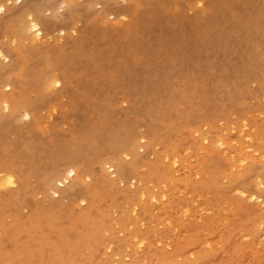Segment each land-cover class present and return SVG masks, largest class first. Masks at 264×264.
<instances>
[{
  "label": "rangeland",
  "instance_id": "obj_1",
  "mask_svg": "<svg viewBox=\"0 0 264 264\" xmlns=\"http://www.w3.org/2000/svg\"><path fill=\"white\" fill-rule=\"evenodd\" d=\"M23 1L29 2L32 8L41 7L42 12L46 11L40 16L43 18V25L48 35L38 41H33L32 37L29 39L30 35L23 38L21 26L26 20L23 15L28 11L20 9V2L16 4L11 1L6 2L8 9L17 11L10 20L6 14L0 13V47L9 57L8 60L0 59V96L10 95L12 99L17 98L15 101L17 105H22V100H26L27 105L33 104L31 114L32 116L36 114V121L16 120L15 116L10 117L11 110H0V118H2L0 121V181L2 183H0L1 185L3 182L5 183V176L7 177L9 171L13 170L12 167H17V171L22 169L25 172L24 176L19 175L21 178H17V183L12 187L6 184L0 186V264L11 262L12 264H22L13 259L14 255L16 257L18 255L16 247L12 244L13 241L10 243L9 240L10 235H16V230L23 227L27 231L22 232L24 237L18 244L19 250L26 249L27 246H24L25 238L30 235L28 232L36 233L32 232L34 236L30 237L36 244L40 242V239H43L42 228L47 227L43 218L42 224H39L38 228L29 229L31 226L29 219L40 210L44 212L43 214L52 215L58 205H62L59 210L61 220H67L68 216H73L78 220H87L86 223H93L90 218H87L86 211L89 202L91 203L93 192L88 195L90 197L86 199V204L79 198L82 195V188L76 189V200H60V197L53 192L52 194H50L51 192L44 193L46 192V185L43 184L45 182L40 181L41 187L36 184L32 174L29 175L30 168L27 167L37 166L33 162H40L45 164L43 166L47 167L48 173L50 166L56 160L59 161L66 156L67 151L70 149H73V152L76 151V148L72 146L74 141L93 140L96 137L95 133L98 134L101 131L105 122L113 130H117L118 126L126 123L130 116V105L124 101L123 92L114 89L115 85L124 82L127 77H131L130 91L134 95H138L152 88L157 80L163 79L164 82H167L168 78L164 74L168 72L172 62L182 65L191 57L199 62L204 60L216 65L219 62H231L239 66L243 61L248 62L249 51L247 48H243L246 45L241 44L244 32L243 24L238 23L236 15H252L261 8L264 16V0H137L138 3L133 8L130 7L129 0H112L108 11H106L103 0H73L74 4L71 7L66 0ZM138 7L139 10H137ZM104 11L106 12L104 13ZM58 21L73 23L76 32L72 31L70 27V30H67L65 34L60 33L57 27ZM132 30H134V37L140 40V49L146 50L150 55L149 64L145 69L131 64L128 59L121 60L119 63L120 60H117L110 51V46L114 43L112 41H118L119 35L121 42H115L116 48L121 52H126V46L131 44L128 32ZM260 40H264V29L262 31L256 29L252 33V42L258 43ZM144 47L146 49H143ZM158 50L161 54L158 53ZM258 58L260 62H264V54L260 53ZM117 62L119 66L115 68L114 65ZM112 71L116 73L114 78L109 76ZM126 75L127 77H125ZM57 77L63 79L58 87L47 81ZM255 87L256 83L250 80L249 88L254 89ZM258 101L259 104H256L255 99H249V112L252 115L246 116L247 120H243L244 118L240 114L238 116L233 114L223 121H217L216 126L214 125L216 135H222L229 144L239 146V149L232 148L235 149L230 156L234 157L233 159L225 156L222 150L220 151L216 147L212 150V155L214 154L216 159L226 165V171L220 172V175L217 176L219 180L214 185L220 191L222 198L217 199L214 206L210 205V209L207 210L204 203L194 202L193 200L196 199L191 195L185 196L182 193L180 194L182 207L179 209L178 202L176 207L169 210L170 221L166 219L162 222V215L157 212H153L154 214L148 212L147 214L143 212L142 208L132 211L134 205L130 208V215L122 212L120 207L124 206V203L126 205V201L124 202L119 197L117 200V204L120 203L118 204L119 209L117 208L118 215L110 216L108 222L110 231L103 235V242L106 244L97 247L101 251L95 249L99 252L98 255L107 259V264H144L149 255L160 256L166 264H202V261L204 264H264L263 237L256 238L254 244L249 237H241L246 234L243 228H236L232 238L229 237L228 232V218L233 213H237L235 217L239 224L248 223L247 229H252V225L256 226L258 222L263 221L259 232H264V210L254 206L255 202H249L246 198L238 196L237 193L230 192L227 186H223L232 177L242 172L244 168L238 167L237 161L243 159V156L252 157V155L264 154V97ZM101 106L107 108L109 112L107 119L104 123L95 124L97 131L92 132V129H95L93 121L97 118L98 109ZM27 110L22 109V112L25 113ZM207 127L202 126L200 129L203 132H200L202 136L206 137L207 135V141L205 140V146H201L202 150H199L200 158L198 160L199 166L209 173L210 168L207 166L209 164L203 163L201 160L204 155L201 151L209 153L211 147L209 145L210 128ZM242 135L250 136L252 140H243L240 137ZM171 138L173 139L174 135ZM162 142L165 143L163 138L160 143H157V155L162 153L165 147ZM100 146L96 150L100 148L102 150L100 149L101 152L99 150L96 155L102 153L103 156L112 148V145L103 144V142ZM140 151L142 152L141 159H146L151 163L155 162L160 167H167L175 182L188 179L191 185H198L207 178L203 174L196 175L197 169H191L190 173L184 172L180 164H177L175 169H171L169 159L164 156L156 162L157 156L149 157L147 152L144 155L142 148L138 152ZM180 153L179 160L196 163L191 155L192 152L185 151V147ZM47 155L48 157H46ZM80 155L78 161L82 164L80 167L84 168L83 164L86 163L93 173H97V175L101 173V167L96 163L97 159H91L86 152ZM122 158H127L125 161L133 159L131 156H122ZM252 161H259V158ZM110 172L106 173L108 176H113L115 171L112 168ZM141 176L145 178L148 186L150 185L149 190L155 198L152 202L151 199L138 200L139 207L159 210L162 205L158 199L159 194L163 191L169 198L171 197V188L159 182L161 176L156 180L148 178L149 171L146 167L141 169ZM92 181L89 180L85 183L90 185L93 184ZM259 181L255 180L254 185L261 192L264 190V185ZM67 184L68 181L63 186H59L63 189ZM134 184L135 186L132 182L130 187L118 184V191L127 190L132 196L141 185ZM91 186L86 185L87 188ZM20 188L24 190H20ZM181 189L184 188L181 187ZM18 191H23L22 195L26 193L24 195L25 204L28 201L29 203L18 209L16 207V210L14 206L10 209L11 206L8 205L11 202L10 197L17 195ZM226 191L228 192L226 193ZM108 192L104 191L103 194ZM21 197L23 198V196ZM77 198L79 199L77 200ZM208 198H210V194ZM170 199L172 200V198ZM211 199L214 200V197ZM97 206V216L99 217L103 213L101 212L103 208L100 206L107 210V203L101 199ZM185 207L189 210L188 215L182 216L181 213ZM7 209L11 211H7ZM243 210L254 211L255 215H245L244 212H241ZM121 213L125 214V221L122 223L124 228L118 223L122 217ZM136 237L141 241L144 240L142 248H137L134 245ZM110 240L117 241L111 243ZM118 240L122 242L119 243ZM80 246L86 250L82 245ZM27 252L29 253V251ZM32 252L34 250L29 254L34 257L30 258L29 264H43L38 256L39 252L36 251L37 253L33 254ZM215 255H220L221 258L216 259ZM4 256L11 257L3 259ZM257 256H263L259 263H256ZM99 261L96 258L92 260L93 264H99Z\"/></svg>",
  "mask_w": 264,
  "mask_h": 264
},
{
  "label": "bare ground",
  "instance_id": "obj_2",
  "mask_svg": "<svg viewBox=\"0 0 264 264\" xmlns=\"http://www.w3.org/2000/svg\"><path fill=\"white\" fill-rule=\"evenodd\" d=\"M7 1H11L15 4L17 2L16 0H2V2L0 0V7L4 8V11L0 13L6 14L10 20L17 10L8 9L6 7ZM66 1L70 7L73 6V0ZM111 1L112 0H103V4L106 6V11H108V6ZM129 1L131 8L138 3L137 0ZM19 2L21 3L20 9H27L28 11L23 15L26 20L21 26V36L26 38V36L30 35L29 39L32 37L33 41L45 38V35L47 36L48 34L45 26L43 25V18L40 15L46 11L42 12L41 7L32 8L29 2H24L23 0H19ZM137 10H139V7ZM261 10L262 9L259 8L256 13L248 16H244L242 14L236 15L238 23L243 24L242 26L244 32L242 33L243 36L241 44L246 45L243 48H247L249 51L250 59L248 62L243 61L239 66L231 62H219L216 65L204 60L199 62L194 57L187 59L185 63H182V65L172 62L169 65L168 72L164 74L168 78L167 82H164L163 79L157 80V83L152 88L147 89L138 95H134L130 91L131 77H127L126 75L125 77L127 78L125 81L115 85L114 89L115 91L121 90L123 92L124 101L130 105V116L126 123L118 126L116 128L117 130H113L111 127L106 125L105 122L109 112L107 108L101 106L98 109L97 118L93 121L95 122L93 124L95 129H92V132L97 131V126L95 124H98L99 122H105V124L98 134L95 133L96 137L93 140H89L88 142L83 139L74 141L72 146L73 148H76V151L73 152V149L67 151L66 156L62 157L59 161L56 160L57 162L55 161L53 165L50 166L48 173L46 171L47 167L45 168L43 166L45 164L40 162H33L37 165H33L35 167H27L28 169L30 168L29 175L32 174L36 184L40 186V181L45 182L43 183L46 185V192L44 193L51 192L50 194H52L53 192L55 195L60 197V200L71 199V201H73L76 198V189L82 188V195H80L79 198H81V200L85 202L84 204H86V199L90 197L88 195L93 192L91 203L89 202V205L86 207L87 218H90L93 223H86L85 221L87 220H78L73 216H68L67 220H61L59 210L62 205H58L57 210L53 212L52 215H48L46 212V214H43L44 212L40 210V212H37L34 216L32 215L33 217L29 219L31 225L29 229L34 230L35 228H38L39 224H42L41 220L44 219L43 221H45V226L47 227L42 228L43 225L41 226L44 236L43 239H40V242L38 241L39 243L36 244L35 241L33 242L30 239L31 235L35 232H28L30 235L25 238L26 240L24 239L26 242V244L24 242V247H27L26 249L23 248V250H19L20 247L18 244L24 237L22 232L27 231H25L23 227L16 230V235H10L9 238L10 243L13 241L12 244L16 247V254L18 255V257L14 255L13 259L21 262L22 264H29V260L33 256L29 253L34 250V252H39L38 256L43 264H93L92 260L94 258H96V260H100L99 264L100 262L101 264H107V259L98 255L99 252L95 249L106 244L103 242V235L110 231L108 223L110 216H114L115 214L118 215L117 208L120 203L117 204V200L119 197L124 200V202L126 201V205L124 203V206L120 207V209L123 210L122 212L129 214L131 206L134 205L133 210L131 209L132 211H137V209L140 210L142 208L143 212H146L147 214L148 212L150 214L157 212L162 215V222L166 219L170 221L171 218L169 217V210L171 211L173 207H176L178 202L179 209L182 207V201L180 199V194L182 193L185 196H187V194L191 195V197L196 199L193 200L194 202L204 203L207 206L205 207L207 210L210 209V205L214 206L217 199L222 198L220 191H218L214 185H216L219 180L217 176L220 175V172L223 173L226 171V165L222 161L216 159L214 154L212 155V150L216 147L220 151L222 150L225 156L230 157L235 149H239V146L236 147V145L229 144L225 141V138L222 135H216L215 126L217 121H223L225 118L233 114L237 116L240 114L243 116V120H247L246 116L250 117V115H252L249 112V99H255L257 101L256 104H259L258 100H260L261 97H264V62H260L258 58L260 53L261 55L264 54V40H260L258 43H255L254 41L252 42V33L254 30L258 29L259 31H262L264 29V16ZM106 11H104V13ZM29 17H31V19H29ZM72 24L73 23L68 24L67 22L58 21V31L65 34L71 27V30L76 32V27ZM33 25L36 26L35 30L33 29ZM5 30L7 31V29ZM133 32L134 30L128 32L131 37V44L126 46V52H121L116 48L117 44L115 42H121L119 35L117 37V39H119L118 41H112L114 43L111 44L110 51L117 58V60H120L119 63L121 60L128 59L131 64L145 69L149 64L150 55L146 52V50L140 49V40L137 37H134L135 34ZM143 49H146V47ZM158 53L161 54L159 50ZM8 58L7 54L5 55L3 49L0 47V59L8 60ZM119 63L117 62L114 67L117 68ZM115 75V71L109 73L111 78H114ZM61 80H63L61 77H57L53 80L49 79L47 81L51 84L58 85ZM250 80L256 83V87L254 89L249 88ZM16 99L17 98L12 99V96L10 95L0 96V110H11L10 117L15 116L16 120L25 119V116H27L26 120H35L36 114L33 116L31 114V107L34 105H27V103H25L26 100H22V105H17L15 104ZM22 109L28 110L24 113L22 112ZM247 113L249 114L247 115ZM1 120L2 118H0V121ZM202 126H208L210 128L209 145L211 147L209 153L201 151L204 154L201 160L203 163L209 164L207 165L210 168L209 173L199 166L200 163L198 160L200 158L199 150H202L201 146H205L204 143L207 138L206 134V137L200 134V132H202L200 130L202 129ZM173 135L174 138L172 139L171 136ZM240 137L243 140H252V138L247 135H242ZM162 138L165 141V143L162 142L165 147L163 148L162 153L157 155V143H160ZM101 142H103V144L108 143L109 145H112V148L105 154L103 153V156L102 153L96 155V153L101 149L96 150L101 147ZM184 147L185 151L187 150L192 152L191 155L196 161L195 164L188 162V160H179V155L181 154L180 151H182ZM140 148L144 149V155L148 153L147 156L149 157L157 156L155 159L157 160L156 162H158L162 156L169 159V166L171 169H175L176 165L180 164L183 167L184 172L190 173L191 169H197L195 171L196 175L200 176V174H203L207 176V178L198 185H191L188 179H185L182 182H175L174 177L170 175L167 167H160L155 162L151 163L146 159H141L140 154L142 152H138ZM85 152L91 159H97L96 163H98L101 167V173L99 175H97V173H93L90 166L84 162H82L84 163V168L80 167L81 163L78 162L81 156L80 154H84ZM122 156H131L133 159L131 160L130 158L128 162L125 161L127 158L123 159ZM46 157H48V155ZM252 157L243 156V159L237 161L238 167L244 168L242 172L237 176L232 177L225 185L221 184L224 187L227 186L230 192L237 193L238 196L246 198L249 202H255L254 206H258L260 209L264 210V190L259 192L254 185L255 180H260L259 182L264 185V154L260 156L252 155ZM233 158L234 157H230V159ZM258 158L259 161H252ZM151 159L154 160V158ZM143 167H146L147 171H149L148 178L156 180L157 177L161 176L159 182L168 185L172 190L170 195L171 197L169 198L165 196L163 191L159 194L158 199L162 202L159 210L154 211L153 209L149 210L146 207H139L137 202L138 200L144 201L145 199H151L152 202L155 198L149 190V188H151L150 185L148 186L145 178L141 176V169ZM112 168L115 172L113 176L109 175V178L106 172H110V169ZM12 169L13 170L9 169V175L7 177L5 176L6 180H4L5 183L3 182L2 185L6 184L9 185V187H12L17 183V178L20 177V174L24 176L23 173L25 172H23L22 169H18V171L16 170L17 167H12ZM69 173L72 174L69 175ZM3 178L1 179L3 180ZM88 179L90 181L93 180V184H86L85 182H88ZM10 180L11 183H9ZM67 181V186L65 185L63 189L60 188V186H63ZM127 181L129 182V186ZM0 182L2 183V181ZM132 182L134 186V183L141 184L132 196H130L127 190H123L121 192L118 191V184L119 186L124 184V186L130 187ZM1 183L0 186L2 187ZM86 185H92L91 187H88L89 192ZM181 187L184 189L182 190ZM22 189L23 188H20V190ZM19 191L17 192V195L10 197L11 202L8 203V205L11 206L10 209L14 206L16 210V207L18 209L20 206L22 207V205L25 206L29 203L28 201V203L25 204L24 195H26V193L22 195L23 193L21 194V192L23 191ZM104 191L109 192L107 194H103ZM227 192L228 191H226V193ZM209 194L210 198H208ZM21 196H23V198ZM211 197H214V200H212ZM21 198L22 200L20 201ZM79 198H77V200ZM170 198H172V200ZM16 199H18V201H16ZM101 199L107 203V210L100 206L103 208L101 209V212L103 213L98 217L97 203ZM10 209H7V211ZM188 211V208L185 207L181 213L182 216H186ZM241 212H244L245 215L248 214V216L255 215L254 211L250 210H243ZM236 214L237 213H233L228 218V232L230 238L234 236V230L240 227L243 228L246 233L241 235V237H249L252 240V243L255 244L256 238L258 237H263L264 239V232H259V228L262 227L263 221L258 222L256 226L252 225V229H247L248 223L242 222L239 224L235 217ZM120 216L122 217L119 219L118 223L122 228H124L122 223L125 221V214L122 215L121 213ZM137 219L139 220L138 217ZM176 223L178 224V222ZM137 237L133 243L137 248H142L145 242L144 240L141 241L140 238L138 239ZM116 241L117 240H110L111 243ZM118 242L121 243L122 241L118 240ZM80 245H82L86 250L82 249ZM27 251H29V253ZM34 252H32V254ZM11 256H4L3 259H9ZM151 256L153 255H149L148 258L145 259L146 262H144V264H166L160 256ZM215 256L216 259L221 258L220 255ZM261 258H263V256H257L256 263H259ZM13 259L11 260L14 261ZM9 264H12V262ZM202 264H204L203 261Z\"/></svg>",
  "mask_w": 264,
  "mask_h": 264
},
{
  "label": "snow or ice",
  "instance_id": "obj_3",
  "mask_svg": "<svg viewBox=\"0 0 264 264\" xmlns=\"http://www.w3.org/2000/svg\"><path fill=\"white\" fill-rule=\"evenodd\" d=\"M17 3H19V0H16ZM63 7V5H62ZM4 11V8L3 7H0V12H3ZM29 19H31V17H29ZM35 25H33V29L35 30ZM59 85H57L58 87ZM25 119H27V116H25ZM72 173H69V175H71ZM9 183H11V180L9 181Z\"/></svg>",
  "mask_w": 264,
  "mask_h": 264
}]
</instances>
